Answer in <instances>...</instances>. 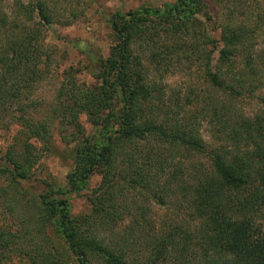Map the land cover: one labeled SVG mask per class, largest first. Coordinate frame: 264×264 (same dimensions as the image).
Masks as SVG:
<instances>
[{
  "label": "trees",
  "instance_id": "trees-1",
  "mask_svg": "<svg viewBox=\"0 0 264 264\" xmlns=\"http://www.w3.org/2000/svg\"><path fill=\"white\" fill-rule=\"evenodd\" d=\"M10 1L9 13L0 8V121L18 130L0 155V207L12 219L0 229V264H264V49L253 51L264 12L251 18L247 0H217L226 8L213 29L204 0L116 13L108 55L92 62L97 85L67 72L36 117L28 98L49 65L45 33L62 0ZM174 74L200 84L162 83ZM53 131L69 147L66 190L35 193L26 184L54 153ZM95 175L89 211L72 215L67 195ZM173 200L195 232L155 230L148 203Z\"/></svg>",
  "mask_w": 264,
  "mask_h": 264
},
{
  "label": "rangeland",
  "instance_id": "rangeland-1",
  "mask_svg": "<svg viewBox=\"0 0 264 264\" xmlns=\"http://www.w3.org/2000/svg\"><path fill=\"white\" fill-rule=\"evenodd\" d=\"M174 0H62L58 5V24H53L45 33V46L49 55V65L42 74V78L35 84L30 97L28 98L35 105L33 114L36 117L43 115L45 111L55 103L58 89L65 81L66 73L70 72L77 84L85 87L97 85L93 71L92 62L101 57L106 58L111 40L109 19L116 13L125 14L128 11L140 7L157 8L165 3H173ZM208 6L212 21L209 27H218L220 9H225V3H216L217 0H204ZM245 11L251 18L252 12H264V0H247ZM0 8L6 13L11 10L10 0H0ZM218 9V11H217ZM214 22V24H213ZM68 23V24H67ZM213 37L217 38L219 31H213ZM260 35L255 43L254 52L264 49V27L257 33ZM198 77L188 79L181 74L170 75L162 82L169 88H181L184 91L187 85H199ZM27 100L26 102H29ZM245 113L252 115L255 106L243 103L240 105ZM12 111H14L12 109ZM81 123L88 131L90 126L84 117ZM210 126L203 123L200 128L201 133L207 141L210 137ZM18 127L9 123V118L5 117L0 121V155H2L11 142V137ZM54 153L40 160L33 177L27 182L26 187L31 191L40 193L47 190V185H52L55 189L60 187L66 190L65 176L71 170V160L68 154L69 147L63 144L56 132L53 131ZM45 181V182H43ZM100 177H91L88 185L80 193H70L67 195L68 205L72 215H80L89 211L90 204L87 199L91 195V190L98 186ZM45 183H47L45 185ZM147 205V203L145 204ZM150 207L149 216L153 222L155 230L170 234L180 235L182 231L191 230L195 232V224L189 222L184 206L177 200L168 202L166 206H157L148 203ZM12 227V219L0 207V229ZM175 228V229H173ZM177 235V236H178ZM8 264H33L28 259L14 256ZM89 264H103L100 260H92Z\"/></svg>",
  "mask_w": 264,
  "mask_h": 264
}]
</instances>
